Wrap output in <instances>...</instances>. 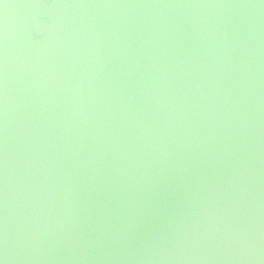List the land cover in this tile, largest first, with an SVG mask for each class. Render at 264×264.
Here are the masks:
<instances>
[{"label":"water","instance_id":"1","mask_svg":"<svg viewBox=\"0 0 264 264\" xmlns=\"http://www.w3.org/2000/svg\"><path fill=\"white\" fill-rule=\"evenodd\" d=\"M0 264H264V0H0Z\"/></svg>","mask_w":264,"mask_h":264}]
</instances>
